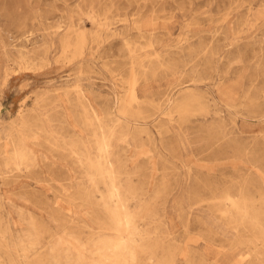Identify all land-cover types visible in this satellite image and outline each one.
<instances>
[{"label":"rangeland","instance_id":"rangeland-1","mask_svg":"<svg viewBox=\"0 0 264 264\" xmlns=\"http://www.w3.org/2000/svg\"><path fill=\"white\" fill-rule=\"evenodd\" d=\"M263 228L264 0H0V264H264Z\"/></svg>","mask_w":264,"mask_h":264},{"label":"bare ground","instance_id":"bare-ground-1","mask_svg":"<svg viewBox=\"0 0 264 264\" xmlns=\"http://www.w3.org/2000/svg\"><path fill=\"white\" fill-rule=\"evenodd\" d=\"M119 198H120V197H119ZM119 203H120V202H119ZM120 204H122V203H120ZM240 207H241V206H240ZM240 207H239V208H240ZM123 210H124V209H123ZM235 211H236V210H235ZM246 216H247V215H246ZM121 218H122V217H121ZM128 218H129V217H128ZM244 218H246V217H244ZM130 219H131V218H130ZM126 221H127V220H126ZM126 221H125V222H126ZM113 223H114V222H113ZM121 223H122V222H121ZM121 223H120V224H121ZM253 223H254V222H253ZM256 223H258V222H256ZM112 225H113V224H112ZM114 225H115V224H114ZM117 225H118V224H117ZM121 225H122V224H121ZM126 225H127V224H126ZM258 225H260V224H258ZM125 227H126V226H125ZM112 228H113V226H112ZM263 229H264V228H263ZM130 236H131V235H130ZM130 238H131V237H130ZM131 243H132V242H131ZM118 244H119V243H118ZM111 246H112V245H111ZM148 247H149V246H148ZM137 248H138V247H137ZM137 248H136V249H137ZM139 248H141V247H139ZM139 248H138V249H139ZM116 249H117V248H116ZM118 249H119V248H118ZM136 249H135V250H136ZM123 252H124V251H123ZM105 257H106V256H105ZM109 257H110V256H109ZM110 259H111V258H110ZM131 259H132V258H131ZM116 260H117V259H116ZM114 261H115V259H114ZM131 261H132V260H131Z\"/></svg>","mask_w":264,"mask_h":264}]
</instances>
